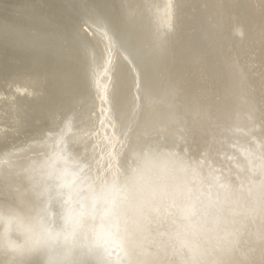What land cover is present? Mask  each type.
<instances>
[{
    "label": "bare ground",
    "instance_id": "bare-ground-1",
    "mask_svg": "<svg viewBox=\"0 0 264 264\" xmlns=\"http://www.w3.org/2000/svg\"><path fill=\"white\" fill-rule=\"evenodd\" d=\"M25 206L71 208L73 264H264V0H0V209Z\"/></svg>",
    "mask_w": 264,
    "mask_h": 264
},
{
    "label": "clouds",
    "instance_id": "clouds-1",
    "mask_svg": "<svg viewBox=\"0 0 264 264\" xmlns=\"http://www.w3.org/2000/svg\"><path fill=\"white\" fill-rule=\"evenodd\" d=\"M157 164L148 160L146 165ZM46 163L33 166L36 176H41ZM71 208L64 209L60 223L54 225L46 209L33 213L28 206L0 209V248L15 260L19 257L39 255L42 264H73L77 254L94 247L92 238L81 227L73 224Z\"/></svg>",
    "mask_w": 264,
    "mask_h": 264
},
{
    "label": "snow or ice",
    "instance_id": "snow-or-ice-1",
    "mask_svg": "<svg viewBox=\"0 0 264 264\" xmlns=\"http://www.w3.org/2000/svg\"><path fill=\"white\" fill-rule=\"evenodd\" d=\"M148 160L149 158L147 157V155H145L142 166H141L142 168L146 165V162ZM142 179H143L142 171L135 172L132 176L128 178L129 186L134 189L136 184Z\"/></svg>",
    "mask_w": 264,
    "mask_h": 264
}]
</instances>
